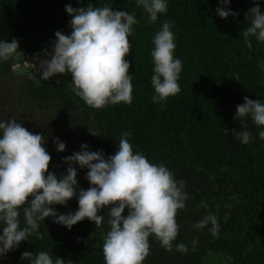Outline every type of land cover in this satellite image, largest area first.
<instances>
[{
    "label": "trees",
    "instance_id": "obj_1",
    "mask_svg": "<svg viewBox=\"0 0 264 264\" xmlns=\"http://www.w3.org/2000/svg\"><path fill=\"white\" fill-rule=\"evenodd\" d=\"M88 3L127 11L139 21L129 37L132 48L126 57L133 86L130 104L93 109L71 90L70 74L48 81L40 78L38 60L44 58L45 49L52 51L55 32L71 34L66 5L79 8ZM166 3L167 12L152 24L136 0H0V41L16 39L21 51L0 60V121L15 119L48 137L44 146L52 158L49 171L57 176L66 173L64 158L81 151V145L102 150L107 157L117 151L121 134L130 132L134 152L164 164L178 182L183 181L188 199L176 216L179 233L173 250L167 251L150 236V254L143 264H264V140L258 135L264 128L245 117L252 133L247 145L231 133L242 130L233 117L245 96L264 103V42L249 37V48L242 34L249 26L246 13L256 3L230 0L223 7L238 15L227 19L216 12L222 7L219 0ZM258 3L264 13V0ZM164 21L170 22L174 34V57L182 61L181 90L166 102L153 103L152 41ZM55 138L66 145L64 152L57 151ZM87 171L77 166L78 185L84 190L90 187ZM202 202L207 207H201ZM55 210L75 213L78 199L56 205ZM107 211L100 213L104 215L100 227L85 219L68 229L46 218L38 229L44 238L29 236L0 258V264H32L40 251L66 264H105ZM206 215L217 217V234L211 233V224L195 227ZM20 221L23 227L22 212ZM179 243L188 251H176ZM25 251L33 257L22 259Z\"/></svg>",
    "mask_w": 264,
    "mask_h": 264
},
{
    "label": "clouds",
    "instance_id": "obj_2",
    "mask_svg": "<svg viewBox=\"0 0 264 264\" xmlns=\"http://www.w3.org/2000/svg\"><path fill=\"white\" fill-rule=\"evenodd\" d=\"M253 2L256 6L246 13L249 26L242 32L249 48L252 46L249 37L264 42V13L258 0ZM219 3L222 7L216 12L220 18L238 15L223 7L230 0H219ZM136 7L143 9L147 22L152 24L168 9L166 0H136ZM65 10L71 17V34L55 32L52 51L45 49L44 58L38 60L40 78L48 81L54 76L70 74L71 90L93 109L122 102L130 104L133 86L129 74L131 64L126 57L132 48L129 37L133 35V26L139 23L136 15L114 11L107 4L95 7L88 3L87 7L79 8L66 5ZM174 39L170 22H162L152 41L153 103L166 102L181 90L178 81L182 61L174 57ZM18 49L16 39L0 41V60L19 55ZM245 117H250L258 128H264V103L245 96L244 103L237 105L233 119L240 122L242 130L233 129L231 133L247 145L252 133L244 122ZM258 135L264 140V130ZM130 136V132H123L117 151L107 157L102 150L90 151L87 144L81 145V151L64 158L66 173L57 176L49 171L52 158L44 146L48 137L29 131L15 119L0 121V258L33 234L43 239L38 229L39 222L46 218L52 217L54 223L68 229L85 219L100 227L104 222V215L100 213L105 209H108L110 227L102 247L105 264H143L150 254L149 237L153 235L161 247L172 251L179 233L176 216L186 207L188 199L185 183L178 182L164 164L151 163L145 155L134 152ZM53 143L58 152L65 151L66 145L58 138ZM77 166L88 170L85 178L90 187L87 190L78 185ZM74 197L78 199V210L58 214L55 206H66ZM200 206L207 207L204 202ZM209 224L211 233L217 234L215 215L204 216L195 227L203 229ZM175 247L179 252L188 251L183 243ZM32 257L29 251L21 256L22 259ZM32 264L66 262L59 257L54 261L48 252L40 251Z\"/></svg>",
    "mask_w": 264,
    "mask_h": 264
},
{
    "label": "rangeland",
    "instance_id": "obj_3",
    "mask_svg": "<svg viewBox=\"0 0 264 264\" xmlns=\"http://www.w3.org/2000/svg\"><path fill=\"white\" fill-rule=\"evenodd\" d=\"M15 69H17V67H15Z\"/></svg>",
    "mask_w": 264,
    "mask_h": 264
}]
</instances>
